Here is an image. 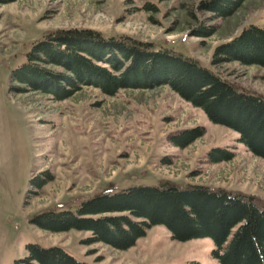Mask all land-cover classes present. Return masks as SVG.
Returning a JSON list of instances; mask_svg holds the SVG:
<instances>
[{"label": "rangeland", "instance_id": "1", "mask_svg": "<svg viewBox=\"0 0 264 264\" xmlns=\"http://www.w3.org/2000/svg\"><path fill=\"white\" fill-rule=\"evenodd\" d=\"M199 1L0 0V264L27 255L29 243L61 246L88 264H220L210 237L176 241L163 225L121 250L104 242L86 244L88 231L53 232L30 219L46 210L75 211L95 194L164 181L179 188L187 183L225 188L264 202V160L246 149L237 132L212 123L167 85L114 95L81 85L60 100L10 89L11 71L25 61L34 41L51 30L90 28L193 57L240 90L264 96V66L211 63L218 44L249 25L264 28V0H245L227 17L198 10ZM200 26L212 31L195 35ZM199 127L203 134L185 147L169 137ZM214 148L234 156L212 162ZM42 178L47 181L38 187Z\"/></svg>", "mask_w": 264, "mask_h": 264}, {"label": "trees", "instance_id": "2", "mask_svg": "<svg viewBox=\"0 0 264 264\" xmlns=\"http://www.w3.org/2000/svg\"><path fill=\"white\" fill-rule=\"evenodd\" d=\"M244 1L201 0L197 9L227 17ZM200 27L195 35L212 31ZM235 60L264 66V28L249 25L214 48L213 65ZM10 80L12 91L30 89L55 100L70 96L81 85L97 87L108 95L126 88L167 85L200 107L212 123L237 132L246 149L264 160V96L240 90L193 57L128 35L106 36L90 28L51 30L31 44L25 61L11 71ZM203 130L186 129L169 137L178 147H185ZM233 156L232 151L214 148L210 161ZM46 181L40 179L38 187ZM30 223L53 232L88 231L86 244L104 242L121 250L133 246L150 227L163 225L176 241L210 237L213 257L220 264H264V202L225 188L190 183L179 188L170 181L160 186H131L113 194H95L81 201L75 211H42ZM26 248L27 255L10 264H88L58 245L29 243Z\"/></svg>", "mask_w": 264, "mask_h": 264}]
</instances>
